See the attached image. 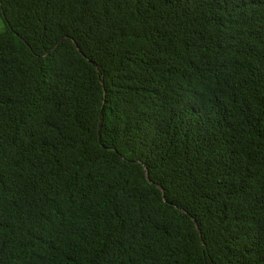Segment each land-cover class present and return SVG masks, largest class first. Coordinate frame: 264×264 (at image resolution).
Segmentation results:
<instances>
[{
	"label": "trees",
	"instance_id": "obj_1",
	"mask_svg": "<svg viewBox=\"0 0 264 264\" xmlns=\"http://www.w3.org/2000/svg\"><path fill=\"white\" fill-rule=\"evenodd\" d=\"M0 18V264H264V0Z\"/></svg>",
	"mask_w": 264,
	"mask_h": 264
},
{
	"label": "rangeland",
	"instance_id": "obj_2",
	"mask_svg": "<svg viewBox=\"0 0 264 264\" xmlns=\"http://www.w3.org/2000/svg\"><path fill=\"white\" fill-rule=\"evenodd\" d=\"M5 24H4V21L2 20V18H0V31L3 30Z\"/></svg>",
	"mask_w": 264,
	"mask_h": 264
}]
</instances>
